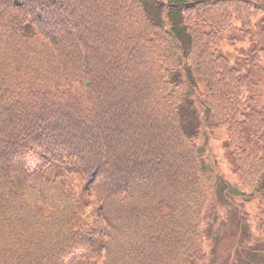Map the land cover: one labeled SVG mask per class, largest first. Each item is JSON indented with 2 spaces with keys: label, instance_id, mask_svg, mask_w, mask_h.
<instances>
[{
  "label": "trees",
  "instance_id": "obj_1",
  "mask_svg": "<svg viewBox=\"0 0 264 264\" xmlns=\"http://www.w3.org/2000/svg\"><path fill=\"white\" fill-rule=\"evenodd\" d=\"M263 94L264 0H0V264H203L196 107L264 229Z\"/></svg>",
  "mask_w": 264,
  "mask_h": 264
},
{
  "label": "rangeland",
  "instance_id": "obj_2",
  "mask_svg": "<svg viewBox=\"0 0 264 264\" xmlns=\"http://www.w3.org/2000/svg\"><path fill=\"white\" fill-rule=\"evenodd\" d=\"M210 19L213 24L210 31L205 27L204 34L209 33L211 50L231 58L233 52L222 40L221 22L213 13ZM201 77L196 89L198 94L192 92L186 83L180 88L197 107L203 104L204 87L209 80L205 72ZM260 102L264 103V94ZM197 107L199 119L193 123L195 127L190 136L196 148L200 180L208 190L202 227L206 253L203 264H264V229L259 227L261 222L256 218L257 195L231 171L220 146L225 138L222 127L206 121L203 109L200 111ZM186 112L188 121V108ZM209 116L212 118L211 113Z\"/></svg>",
  "mask_w": 264,
  "mask_h": 264
}]
</instances>
